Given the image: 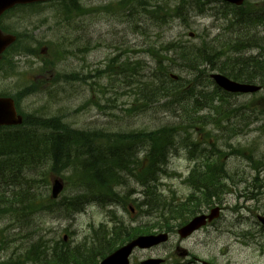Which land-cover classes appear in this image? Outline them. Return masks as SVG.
Wrapping results in <instances>:
<instances>
[{
  "label": "rangeland",
  "instance_id": "obj_1",
  "mask_svg": "<svg viewBox=\"0 0 264 264\" xmlns=\"http://www.w3.org/2000/svg\"><path fill=\"white\" fill-rule=\"evenodd\" d=\"M76 1L85 13L72 12L66 17L64 9L72 6L66 2L19 7L0 19L4 30L20 37L19 44L0 64V95L15 96L20 90L33 87L35 91L23 96L18 104L25 119L30 115L41 119L57 117L79 132L92 129L135 132L177 127L183 122L177 108L174 114L161 104L145 107L140 104L138 86L155 67L153 58L143 51L170 41L198 44L204 38L217 44L242 35V31L236 34L232 30L228 18H223L225 4L217 1L206 4L203 15L191 16L189 28L168 15L176 0H148L153 6H169L168 19L161 23L150 21L144 14L117 11L120 0ZM246 2L264 5V0ZM262 30L259 26L254 32H260L259 36L263 37ZM188 33L196 37L190 38ZM31 51L35 53L31 55ZM256 53L257 50H251L246 55ZM113 59L116 66H120L116 71L118 76L107 71ZM213 72L217 71L210 73ZM171 74L185 79L192 77L177 67ZM75 77L81 79L73 81ZM225 100L224 108L232 113L229 121L222 122L223 128L207 127L193 135L196 139L200 131L212 130L211 154L220 157L221 151L224 156L221 167L225 176L224 193L209 200H219V205L224 207L220 218L212 228L199 231L187 240H180L174 232L166 244L135 250L130 264H140L149 258L163 259V264H189L190 261L197 264L193 257L211 260L212 264H264V226L257 221V216L264 217V89L255 94L229 95ZM231 129L237 134L228 141L226 133ZM232 148L251 155L252 160L232 155ZM192 160L187 149L176 145L166 172L159 179V193L167 201H182L193 193L190 186L185 185L194 166ZM199 161L202 165V159ZM256 161L262 164L256 165ZM47 178L48 185L39 184L36 188L43 197L50 195L53 176ZM62 181L64 187L57 203L75 194L73 186ZM124 192L132 201L143 200V189L131 178L127 179ZM55 210L56 207L38 208L25 215L0 216V264L10 261L25 264L30 246L40 243L47 247L62 243L74 247L86 240L88 247L92 244L93 228L100 224L110 226L112 210L115 220L129 227L146 225L153 232L157 231L155 216L139 211L130 213L121 208L107 209L90 204L80 213L63 217ZM177 225L173 223L172 227ZM177 246L187 250L190 256L178 258L174 254ZM37 256L36 261L28 264H42L43 257Z\"/></svg>",
  "mask_w": 264,
  "mask_h": 264
},
{
  "label": "trees",
  "instance_id": "obj_2",
  "mask_svg": "<svg viewBox=\"0 0 264 264\" xmlns=\"http://www.w3.org/2000/svg\"><path fill=\"white\" fill-rule=\"evenodd\" d=\"M66 2L72 5L64 9L66 17L72 12L85 13L86 10L76 0L52 4ZM205 5L202 0H176L168 15L179 19L183 26L189 28L190 17L203 15ZM167 8L169 10V6L159 4L153 6L148 0L117 2V11L124 9L130 13L144 14L155 23L168 19ZM222 15L229 19L228 23L236 34L242 31L239 38L225 39L217 44L204 38L198 44L170 41L158 48L150 46L143 51L153 58L155 67L147 80L138 86L140 104L142 107L161 104L162 108L174 114L177 108L183 121L179 126L153 131L79 132L57 117L41 119L30 115L21 126L0 127V216H20L33 213L38 208L56 207L54 212L70 217L93 203L105 208L117 206L126 210L132 202L135 211L155 216L154 227L161 232L169 231L173 223L177 222L179 226L185 223L200 205L201 198L209 202L210 198H218L219 194L224 193L225 176L221 169L224 156L220 151L217 165L207 157L206 148L199 149L195 157H202L204 167H214V172L211 168L207 174L201 170L197 173L202 177L198 181L210 182V186L195 188L201 198L193 192L191 195L194 196L186 204L167 201L159 193V179L166 172L169 157L176 145L200 144L196 143L200 139L205 147L210 146L212 130L200 131L195 143H192L193 132L189 134L186 129L223 128L222 122L229 121L232 111L223 105L229 94L213 84L209 78L211 71H217L236 82L258 83L264 89V36L254 32L259 26L264 29V5L247 2L241 8H234L225 4ZM251 50L258 53L247 56L246 53ZM176 67L192 77L185 79L178 76L177 80H172L170 75ZM117 69L120 66H116L113 59L107 71L118 76ZM79 79L75 77L73 81ZM34 91L33 87H26L12 98L19 103L23 96ZM226 126L233 128L230 124ZM236 134L237 131L231 129L230 133H226V140L229 141ZM102 136L104 138H100ZM228 146L231 148V145ZM232 153L252 160L251 155L246 156L240 149L232 148ZM261 164V161H256V165ZM48 175L72 185L75 194L63 197L58 203L39 195L36 188L39 184L48 185ZM126 178L133 179L143 189L142 201L129 200V194L124 192ZM110 215L112 227L101 224L93 228L90 246H86V240L74 247L65 243L53 247L43 243L31 245L25 264L36 261L37 255L43 257L42 264H98L130 239L153 233L149 226L129 227L115 220L113 213ZM6 264H14V261Z\"/></svg>",
  "mask_w": 264,
  "mask_h": 264
},
{
  "label": "water",
  "instance_id": "obj_3",
  "mask_svg": "<svg viewBox=\"0 0 264 264\" xmlns=\"http://www.w3.org/2000/svg\"><path fill=\"white\" fill-rule=\"evenodd\" d=\"M54 0H0V16L7 10L11 9L15 5L33 4L38 2H47ZM226 2L230 5L240 7L245 0H216ZM193 37V34H189ZM16 40V37L10 34H4L0 30V57L2 53L12 45ZM173 80H176L175 75H171ZM210 79L214 82L217 88L229 94H253L261 90V87L253 84L238 83L230 80L226 76L220 73H212ZM23 122V118L16 111L14 101L9 97H0V127L2 126H19ZM63 184L60 179H53L51 183V199L56 200L62 192ZM132 212V209H131ZM218 210L212 211L208 217L198 216L190 221L187 225L178 230V235L181 238H185L192 234L195 230L199 229L205 224V219L209 221L217 217ZM258 221L264 226V219L258 217ZM168 235L165 233L152 235V236H138L132 239L129 243L123 245L113 254L109 255L100 264H129V256L134 249H150L158 245L167 242ZM66 240V238H64ZM159 259H149L142 264H159L162 263ZM207 264V263H204Z\"/></svg>",
  "mask_w": 264,
  "mask_h": 264
},
{
  "label": "flooded vegetation",
  "instance_id": "obj_4",
  "mask_svg": "<svg viewBox=\"0 0 264 264\" xmlns=\"http://www.w3.org/2000/svg\"><path fill=\"white\" fill-rule=\"evenodd\" d=\"M197 130H201V129H194V131H197ZM191 150H194V148H192ZM210 151H209V155H210ZM210 158V157H209ZM218 158V155L216 156V159ZM196 170L200 171V170H204V171H210L211 168H204L203 166L202 167H197ZM212 171L214 172V167L212 168ZM197 173H195L194 171H190L189 175L187 176V178L185 179V185H189L191 190V193L194 192V193H197L195 188L196 187H203V185L205 186H210V182L208 183H203L201 181H198L199 178H202L201 176H196ZM192 185H194V187L192 188ZM200 197V196H199ZM192 198V195L189 194L187 196L186 199H184V202L187 203L189 201V199ZM201 198V197H200ZM220 202L219 200H213L212 202H208L204 199L201 198L200 200V207L196 208V210L194 211L195 215L192 216L191 218H189L184 224H188L193 217H196V216H203V215H209L211 213V211L213 209H219L220 210V214H219V217L218 219L220 218L221 216V212L223 211L224 207L219 205ZM218 219L216 220H213L211 222H207L206 225L201 228L199 231H203L204 229H207V228H212L216 222L218 221ZM177 230H171L169 232L170 235H172L174 232H176ZM199 231H196L195 233H193L190 237L184 239V240H187L189 238H191L194 234L198 233ZM183 240V241H184ZM174 254L178 257V258H186L188 256H190V253L185 250V249H180L178 247L175 248V251H174ZM193 260H197L196 263L197 264H203L204 263V260L202 259H198V258H195L193 257ZM207 262H209L210 264H212L211 260H208ZM189 264H194V262L190 261Z\"/></svg>",
  "mask_w": 264,
  "mask_h": 264
},
{
  "label": "bare ground",
  "instance_id": "obj_5",
  "mask_svg": "<svg viewBox=\"0 0 264 264\" xmlns=\"http://www.w3.org/2000/svg\"><path fill=\"white\" fill-rule=\"evenodd\" d=\"M236 82V81H235ZM25 119V118H24ZM50 195H51V190H50ZM49 195V196H50ZM60 196V195H59ZM110 226H111V223H110ZM110 226H108V227H110ZM112 227V226H111ZM153 234H149V235H140V236H152ZM133 239V238H132ZM132 239H130L129 241H127V242H125L124 244H127V243H129ZM106 258H103L102 260H100L99 262H102L103 260H105ZM149 260V259H148ZM147 261V260H146ZM146 261H142V262H140V264H142L143 262L145 263ZM98 262V263H99ZM159 264H163V263H159Z\"/></svg>",
  "mask_w": 264,
  "mask_h": 264
}]
</instances>
